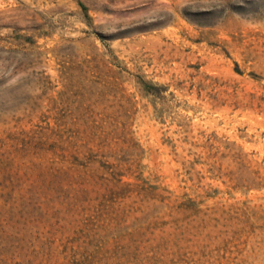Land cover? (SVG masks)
I'll return each mask as SVG.
<instances>
[{
	"label": "rangeland",
	"instance_id": "374dc122",
	"mask_svg": "<svg viewBox=\"0 0 264 264\" xmlns=\"http://www.w3.org/2000/svg\"><path fill=\"white\" fill-rule=\"evenodd\" d=\"M0 264H264V0H0Z\"/></svg>",
	"mask_w": 264,
	"mask_h": 264
}]
</instances>
